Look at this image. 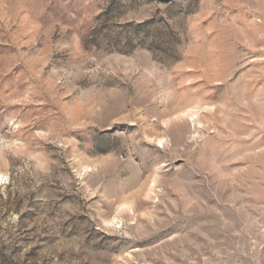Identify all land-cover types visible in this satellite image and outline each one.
<instances>
[{
    "label": "rangeland",
    "instance_id": "rangeland-1",
    "mask_svg": "<svg viewBox=\"0 0 264 264\" xmlns=\"http://www.w3.org/2000/svg\"><path fill=\"white\" fill-rule=\"evenodd\" d=\"M0 264H264V0H0Z\"/></svg>",
    "mask_w": 264,
    "mask_h": 264
}]
</instances>
